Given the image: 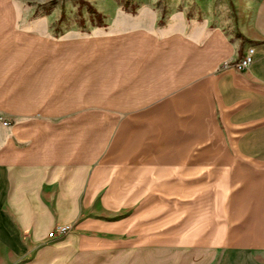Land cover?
<instances>
[{"label":"crops","instance_id":"crops-1","mask_svg":"<svg viewBox=\"0 0 264 264\" xmlns=\"http://www.w3.org/2000/svg\"><path fill=\"white\" fill-rule=\"evenodd\" d=\"M196 7L201 16L193 19L182 13L161 28L140 23L111 32L114 63L87 70V109L115 114L109 118L116 120L120 145L139 137L140 120H212L220 148L197 152L202 159L181 171L218 174V182L203 184V191L175 181L170 165H155V149L122 148L116 156L125 159L95 163L100 152L87 154L85 118L62 123L83 124L82 132L28 128L44 122L10 105L17 94L28 97L20 73L0 104L9 118V125L0 122V264H156L157 251L166 264V253L173 247L188 252L189 238L196 237L208 238L193 249L207 257L194 264H213L220 231L233 238L246 226L250 215L242 208L249 191L241 183L264 174V0L258 10L214 0ZM248 46L254 55L247 71L219 70ZM200 196L211 208L189 219L188 199L198 206ZM64 224L71 225L67 234L48 237ZM157 236L163 237L159 243ZM238 243L230 241V253L245 251Z\"/></svg>","mask_w":264,"mask_h":264},{"label":"rangeland","instance_id":"rangeland-1","mask_svg":"<svg viewBox=\"0 0 264 264\" xmlns=\"http://www.w3.org/2000/svg\"><path fill=\"white\" fill-rule=\"evenodd\" d=\"M205 1L0 0V104H4L2 100L7 96V91L13 89L14 92L15 79H19L17 75L21 73V84H26L28 90L27 100H20V94H17V100L13 99L10 105L14 108L25 107L44 122L40 127L29 124L28 128L40 130L42 127L44 132H57L58 128L68 132L71 128L70 131L82 132L83 124L62 123L66 122L64 120L85 118L87 154L100 152L95 163L110 165L125 159L116 156L117 150L122 148L155 149V165H170L171 177L175 181L187 180L189 185L199 186L203 191L206 183L214 187L218 174L181 171L184 165L196 164L202 159L194 156L197 152H217L220 148L217 125L212 120H140L139 137L132 140L130 136L120 145L115 139L116 120L109 118L115 114L109 113L104 117L105 110L87 109V70L111 67L108 65L114 63L110 60L113 59L110 54L115 53L117 44L111 32L116 33L120 27L140 23L161 28L175 15L182 13L187 19H193L201 16L196 4ZM214 1L218 5L238 7L245 4L252 10H258L263 0H248L244 4L232 0ZM87 3L96 10L101 21L87 11ZM101 38H107V43H100ZM99 53L106 54L107 60L99 61L95 57ZM231 60L235 59L224 61ZM88 97L94 95L90 93ZM4 110L0 107V117L3 119L0 122L9 125L6 124L9 118L3 113ZM104 119L107 120L106 125L98 124L99 120ZM57 120L61 125H57ZM220 129L226 133V126L221 125ZM165 151L168 156H164ZM157 175L163 176L164 173ZM252 175L250 181L241 183V186H246L245 191H249V203L243 205L245 209L242 208V212L248 213L250 220L236 232V237L225 236V231H220V245L213 264H264V174ZM199 199L198 206L188 199L189 219L196 212L211 208L206 197L200 196ZM157 204V208L163 207L162 202ZM203 223L207 222L204 220ZM174 231L177 230L173 229V240L176 239ZM192 239L189 238L188 252L186 248L173 247L170 254L166 253L169 256L166 257V264H169V260L170 264H194L196 260H205L207 254L204 251L195 252L193 249L195 244L208 242V238ZM162 240L163 237L157 236V243ZM230 241L243 244L245 251L230 253ZM156 254V264H160L159 258L163 254L158 251Z\"/></svg>","mask_w":264,"mask_h":264},{"label":"built area","instance_id":"built-area-1","mask_svg":"<svg viewBox=\"0 0 264 264\" xmlns=\"http://www.w3.org/2000/svg\"><path fill=\"white\" fill-rule=\"evenodd\" d=\"M253 55H254V47L248 46L244 53L235 60L231 61H224L220 66L219 70H228L232 69L238 72H245L249 69V66L251 65L253 61ZM71 229V225L64 224V225H58L54 227L51 231L48 233L49 238H60L63 237L65 234H67Z\"/></svg>","mask_w":264,"mask_h":264},{"label":"trees","instance_id":"trees-1","mask_svg":"<svg viewBox=\"0 0 264 264\" xmlns=\"http://www.w3.org/2000/svg\"><path fill=\"white\" fill-rule=\"evenodd\" d=\"M87 11L89 12V13H93V14H95V16L97 17V19L99 20V21H101V17L99 16V14L96 12V10L90 5V4H88L87 3Z\"/></svg>","mask_w":264,"mask_h":264}]
</instances>
